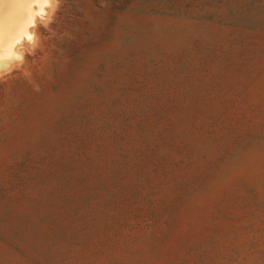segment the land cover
<instances>
[{
  "label": "rangeland",
  "instance_id": "rangeland-1",
  "mask_svg": "<svg viewBox=\"0 0 264 264\" xmlns=\"http://www.w3.org/2000/svg\"><path fill=\"white\" fill-rule=\"evenodd\" d=\"M35 4L0 65V264H264V0Z\"/></svg>",
  "mask_w": 264,
  "mask_h": 264
},
{
  "label": "bare ground",
  "instance_id": "bare-ground-1",
  "mask_svg": "<svg viewBox=\"0 0 264 264\" xmlns=\"http://www.w3.org/2000/svg\"><path fill=\"white\" fill-rule=\"evenodd\" d=\"M40 2L41 0H2V2H0V65L7 62V58L5 56L7 54L8 49L20 40V38H18L20 37L18 36L19 32L27 31V29L31 27L30 23L35 17V12L38 11V14H41L39 13L40 10L35 11L36 7H33L34 3H36L35 5H37L38 8L40 6ZM43 2H45V0H43ZM44 7L43 9H45ZM41 8L42 7H39V9ZM41 12L43 15V11ZM33 24L34 23L32 22V26ZM23 35L24 37L26 36L25 34H22L21 39ZM20 43L21 40L19 41V45ZM14 49L15 48H13V50Z\"/></svg>",
  "mask_w": 264,
  "mask_h": 264
},
{
  "label": "snow or ice",
  "instance_id": "snow-or-ice-1",
  "mask_svg": "<svg viewBox=\"0 0 264 264\" xmlns=\"http://www.w3.org/2000/svg\"><path fill=\"white\" fill-rule=\"evenodd\" d=\"M0 2H2V0H0Z\"/></svg>",
  "mask_w": 264,
  "mask_h": 264
}]
</instances>
